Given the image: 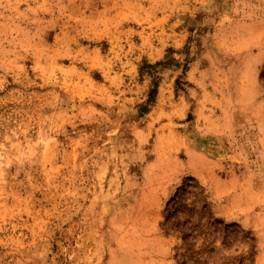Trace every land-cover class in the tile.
Instances as JSON below:
<instances>
[{"label":"rangeland","instance_id":"1","mask_svg":"<svg viewBox=\"0 0 264 264\" xmlns=\"http://www.w3.org/2000/svg\"><path fill=\"white\" fill-rule=\"evenodd\" d=\"M0 264H264V0H0Z\"/></svg>","mask_w":264,"mask_h":264},{"label":"trees","instance_id":"2","mask_svg":"<svg viewBox=\"0 0 264 264\" xmlns=\"http://www.w3.org/2000/svg\"><path fill=\"white\" fill-rule=\"evenodd\" d=\"M169 61H172V62H175L174 63V66H177V60L175 58H167L162 60V61H157L155 63H147V62H144L142 64V66H140V72L145 73L146 75H149L150 78H151V81L153 83V87L149 90V92L147 93V98L146 100L141 103V104H138L137 106V111H138V114H142L143 112H145V110L148 109V106L147 104H151V102H153L152 98L155 94V89L157 87V82H156V76H155V72H154V69L159 66V65H163V64H166V63H169ZM184 191L189 193L191 196L194 197V200L192 201V204H196L197 203H201V200H204L207 198L206 194H205V189L203 188V186H201L196 179L194 178H190L189 181H187L184 185ZM198 192H196V190H198ZM209 202L207 203H203L202 204V207L201 209L204 211L206 205H208ZM167 220V218H166Z\"/></svg>","mask_w":264,"mask_h":264}]
</instances>
